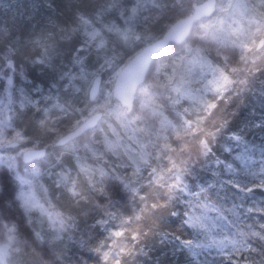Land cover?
I'll use <instances>...</instances> for the list:
<instances>
[{
    "label": "clouds",
    "instance_id": "clouds-1",
    "mask_svg": "<svg viewBox=\"0 0 264 264\" xmlns=\"http://www.w3.org/2000/svg\"><path fill=\"white\" fill-rule=\"evenodd\" d=\"M0 264H264V0H0Z\"/></svg>",
    "mask_w": 264,
    "mask_h": 264
}]
</instances>
